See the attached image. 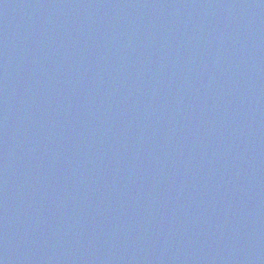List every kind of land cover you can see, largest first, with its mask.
Returning <instances> with one entry per match:
<instances>
[{"label":"water","instance_id":"95a60500","mask_svg":"<svg viewBox=\"0 0 264 264\" xmlns=\"http://www.w3.org/2000/svg\"><path fill=\"white\" fill-rule=\"evenodd\" d=\"M0 264H264V0H0Z\"/></svg>","mask_w":264,"mask_h":264}]
</instances>
